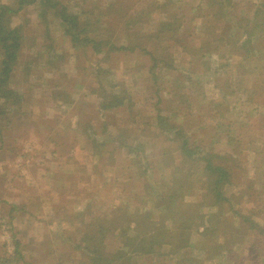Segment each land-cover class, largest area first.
I'll list each match as a JSON object with an SVG mask.
<instances>
[{
    "label": "rangeland",
    "instance_id": "1",
    "mask_svg": "<svg viewBox=\"0 0 264 264\" xmlns=\"http://www.w3.org/2000/svg\"><path fill=\"white\" fill-rule=\"evenodd\" d=\"M57 1L66 5L67 11L75 10L76 3H80L79 8L96 2L105 12L103 32L113 36L120 33L113 12L117 5L108 8L113 0ZM132 1L138 11L148 0H124L122 4ZM154 1L164 3L146 10V22L135 33L141 35L145 28L144 38L141 35L139 40L153 55L173 61L168 75L165 76L166 70L160 72L155 84L149 71L152 60L140 50L110 52L107 60H98L99 55H93L89 46L71 45L59 19L53 15L54 10H47L42 17L32 5L15 16L13 24L21 26L22 45L8 83L21 93V99L8 106L0 101V257L12 255L16 259L12 264H91L85 248L90 243L86 238L87 224L93 217L107 213L118 199L130 207L139 206L147 187L159 184L160 175L167 173L163 162L171 163L174 159L172 165L179 164L175 144L152 123L158 111L182 126L191 144L215 153H236L238 158L234 162L238 166L231 171L233 184L226 187L232 200L213 204L216 206L205 205L201 210L212 212L223 221L218 228L220 240L229 235L231 240L236 237L237 250L241 253L245 250L242 264H264V252H256L264 247V237L258 240L256 230H248L254 224L242 221V217L251 213L249 219L264 224V66L258 69L249 63V72L229 64L217 67L225 61L217 53H234L233 47H229L230 38L238 37L232 22L236 17L231 18L228 13L223 20L218 4H212L216 8L213 12L217 10L220 14L219 17L216 14L217 21L212 27L206 19L213 12L204 13L202 0ZM234 1L235 14L248 10L249 5L253 7L252 3L264 2ZM60 3L56 5L58 9ZM251 11L243 17L251 15ZM172 18L181 24L178 32L146 35L163 26H157L163 20ZM203 22L212 35L201 34L199 26ZM241 22L246 23L245 19ZM259 32V36L264 35V26ZM172 34L178 36L168 39ZM179 40L192 44L193 48L204 44L218 48H213L215 54L194 61L192 51L186 53L176 47ZM237 56L240 57L239 52ZM95 61L102 67H114L113 75L101 73V79L106 89H111L117 79L121 90L128 93L127 107L99 113L96 108L99 97L92 91L98 87L93 76ZM186 73L191 75L190 79L185 77ZM156 95H162L158 103ZM125 128L128 143L135 147L143 145L138 151L142 154L140 163L150 167L148 176L133 155L125 154L123 149L110 152L114 142L109 134ZM100 143H104L101 154L93 158L92 147ZM260 147L262 157L258 154ZM188 161L192 167L196 166L195 161ZM201 165L197 164L199 172ZM189 181L193 183H189L191 191L184 195V202H198L200 190L194 184L195 171ZM210 196L204 199L206 203L213 199ZM231 206L238 211L234 219L228 210ZM138 216L141 215L136 213L133 218ZM111 237L105 239L108 256L121 245L114 235ZM189 239L197 243L198 235L192 234ZM155 248L160 255H140L130 263L184 264L180 257L191 254L202 258L205 264H232L223 253L207 259L205 253L199 250L185 253L186 248L179 245L173 254L164 256L165 250Z\"/></svg>",
    "mask_w": 264,
    "mask_h": 264
},
{
    "label": "trees",
    "instance_id": "2",
    "mask_svg": "<svg viewBox=\"0 0 264 264\" xmlns=\"http://www.w3.org/2000/svg\"><path fill=\"white\" fill-rule=\"evenodd\" d=\"M202 1H204L203 6H205L204 13L213 12L216 9L213 6L218 4V12L223 17V20H226L228 13L232 14L231 18L236 17L234 21L231 20L233 22V30L235 33H238V37L236 39L230 38L229 46L233 47V49H230L234 50V53H225V55L217 53L219 57H223V60H225L223 63H218L217 67L229 64L249 72V63H253L254 68L258 67V69H261L264 66V35L259 36V31L264 26V2L252 3L253 7L249 5L248 10L235 14L234 10H232L236 3L234 0H222V2L221 0ZM59 3L57 0H14L12 3L0 2V101L3 102L4 106L12 104V102H18L21 99V93L9 87L8 81L22 45L21 26L19 24L14 25L13 21L15 16L26 6H36L39 15L42 17H45L47 10H54L53 15L59 19V26L69 38L71 45L76 48L89 46L93 55H99L98 60H107L110 52L116 54L127 51L131 53L135 50H140L144 54H147L152 60L149 71H151L150 75L153 79V84L160 79V72L166 70L165 76H167V71L173 68V61L153 55L144 43L139 40V37L143 36L144 38L145 28L142 29V36L139 33H135L139 32L140 28L138 27H141L146 22L144 20L148 17L146 10L149 7H152V9L159 8L158 5L164 2L159 3V1L148 0L144 8L136 11L133 1L130 4H124V6L122 4L124 0L109 1L108 8L117 5V8L113 12L116 13V24L121 29L120 33L118 34L117 32L114 36L109 34L110 32H103V24L106 21L104 18L105 12L99 8L96 2L92 1L89 5H81L79 8L78 5L80 3H76V9H68V11L66 5L63 3H60L61 6L58 9L56 5ZM213 3L214 5L212 6ZM250 9L252 10V14L243 17ZM216 14L217 10L206 19V23L209 20L212 27L214 21H217ZM220 14H217V16L219 17ZM106 17L110 18L109 16ZM173 19L163 20L164 22L157 24V26H163L157 27L146 35L150 37L155 33L156 37L159 36L160 31H168L169 33L172 30L178 32V27L180 28L181 24ZM244 19L246 23L242 24L243 22L241 21H244ZM204 25L203 22L199 26L201 34L212 35L210 31H206L208 27H204ZM135 29L136 31H134ZM111 32L115 33V31ZM174 36L178 35L172 34L167 38L174 39ZM202 39L208 40L206 37H202ZM178 42L182 46L181 48L180 45H176L179 50L185 49L186 53L193 52L194 61L204 59L206 55L215 54V49L213 48H218L215 46L208 48L205 44L203 45L205 47L199 46L193 48L192 44L183 43L180 40ZM238 52L240 57L237 56ZM259 55L260 57H258ZM251 58L257 59L250 60ZM259 60L263 62L260 63ZM93 67V76L97 80L98 87H94L92 91L99 97L96 107L99 113L103 110H114L121 106L127 107L128 103H125V99L128 93L125 90H121L123 88H120L121 86L118 85L117 79L115 83L110 85L111 89H106L101 79V73L103 75H113L114 67L109 65L102 67L99 61H95ZM245 74L247 73L245 72ZM185 77L190 79L191 75L188 76V73H186ZM161 78H164V76ZM157 98L158 103L162 100V95L157 96ZM127 101H129V98H127ZM155 116V120L152 123L158 128L160 133L166 134L169 140L175 144L176 155L180 157L179 164L172 165L174 164V159H172L171 163L168 161L163 162L168 168L167 173L160 175L159 184L152 183L150 187H147L148 189L143 193L146 197L140 198L143 202L140 201L141 204L139 206L132 205L130 207L127 203H121L118 199V202L109 211H106L107 213L98 214L93 217V221L87 224L88 229L86 233L87 241L90 242L85 248L87 253L90 254L89 262L91 264H100V261H104V264H131L130 261L140 255H149L151 257L160 255V252L155 251V247L165 250L164 256H167L168 254H173L177 246L180 245L182 248L187 249V251L185 249V253L189 252V250H192V252L193 250H199L205 253L207 259L211 258L210 256L212 255L223 253L227 260H229V263L242 264L243 257L245 258V250L242 253L237 250L235 246L236 237L231 240L229 235L220 240L218 228L219 224L221 225L223 221L218 219L214 213H205V211L201 210L205 205L216 206L213 204L219 203L221 205L224 202L232 200V194L228 195L226 193V187L233 184L231 171L238 166V163L234 162V159L238 158L236 153H231L230 151L215 153L210 148L206 150L199 144H191L189 134L187 135L182 126L177 125L173 119L169 121L170 116H164L159 111ZM126 130V128L120 129L116 134L107 131L110 133L109 137L114 142L110 152L113 153L114 149H123L126 151L125 154L129 156L133 155L134 160L137 163L139 162L138 165L142 166L143 174L148 176L149 171L147 170L150 167L147 163H140V156L142 154L138 151L143 145L135 147L132 143H128ZM103 145L104 143H100L92 147L93 158L101 154L100 147ZM262 149L260 147L258 151L261 157L263 153ZM216 159H222V161H217ZM188 160L195 161L196 166L192 167L191 162ZM198 163L202 164L200 172L197 166ZM186 164H190V166L187 167ZM193 171H195L194 184L200 190V193H198L200 200L198 202L186 203L183 198L184 195L191 191L189 183L193 182H188V179ZM141 175L142 173H140ZM208 196L211 197L210 199H213L206 203L204 199ZM155 199L158 201H155ZM262 203L264 205V202ZM146 206L148 208H145ZM153 210L156 211L154 215H152ZM228 210H231L230 217L234 219L238 211H235L233 206L229 207ZM136 213L141 216L133 218ZM250 215L252 214L250 213ZM250 215L245 216V218L241 215L242 221L244 219L246 221L250 220L251 224H254V226L249 225L250 229L248 230L255 229L258 240H260V237H264V224H258L253 219H249ZM192 234L198 235L197 243L194 241L190 242L189 237ZM113 235L121 245L117 246L115 251L108 256L105 239L109 236L112 239L111 236ZM192 246L193 248H191ZM259 251L264 252V247L256 250V252ZM187 256L180 257V261L184 262V264H205L204 260L198 258L196 255L190 254ZM11 261H16L12 255L0 257V264H12Z\"/></svg>",
    "mask_w": 264,
    "mask_h": 264
}]
</instances>
